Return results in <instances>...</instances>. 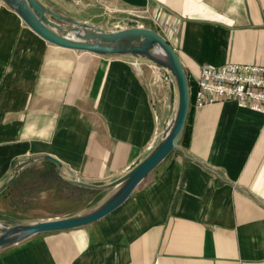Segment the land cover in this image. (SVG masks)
<instances>
[{
  "label": "crops",
  "instance_id": "obj_1",
  "mask_svg": "<svg viewBox=\"0 0 264 264\" xmlns=\"http://www.w3.org/2000/svg\"><path fill=\"white\" fill-rule=\"evenodd\" d=\"M93 2L160 33L192 86L202 65L264 66V0ZM153 68L54 45L0 0V187L59 168L51 156L102 202L160 141L169 98L158 87L155 102ZM179 144L112 213L2 248L0 264H264V112L191 104Z\"/></svg>",
  "mask_w": 264,
  "mask_h": 264
},
{
  "label": "water",
  "instance_id": "obj_2",
  "mask_svg": "<svg viewBox=\"0 0 264 264\" xmlns=\"http://www.w3.org/2000/svg\"><path fill=\"white\" fill-rule=\"evenodd\" d=\"M39 36L59 47L91 52L101 55L132 56L152 63L170 83V109L160 141L152 152L138 162L118 182L113 192L87 213L69 217H57L28 224L8 226L0 222V249L20 243L36 234L70 230L94 223L121 206L136 187L172 151L180 148L191 109L189 77L181 59L172 45L157 31L141 25L105 31L75 19L69 18L42 5L38 0H3ZM62 170V163L51 156H45ZM0 187V193L13 181L15 176ZM76 184L89 189H99L72 179Z\"/></svg>",
  "mask_w": 264,
  "mask_h": 264
},
{
  "label": "rangeland",
  "instance_id": "obj_3",
  "mask_svg": "<svg viewBox=\"0 0 264 264\" xmlns=\"http://www.w3.org/2000/svg\"><path fill=\"white\" fill-rule=\"evenodd\" d=\"M54 11L77 21L105 31L140 25L135 16L121 13L110 2L93 0H38ZM153 84L164 90L169 102L171 92L162 80L156 77L154 67ZM193 78L189 77L192 85ZM61 170L52 163L30 166L15 176L0 193V222L14 226L56 217H69L87 213L94 209L106 195V191H90L68 186L62 179Z\"/></svg>",
  "mask_w": 264,
  "mask_h": 264
},
{
  "label": "built area",
  "instance_id": "obj_4",
  "mask_svg": "<svg viewBox=\"0 0 264 264\" xmlns=\"http://www.w3.org/2000/svg\"><path fill=\"white\" fill-rule=\"evenodd\" d=\"M163 76L156 68L157 79L162 80ZM194 81L195 85H190V96L191 104L197 108L231 100L241 108L264 112V66L234 63L214 67L206 64L201 66ZM166 87L170 92L169 82ZM157 94L156 91L153 94L155 102H158Z\"/></svg>",
  "mask_w": 264,
  "mask_h": 264
},
{
  "label": "bare ground",
  "instance_id": "obj_5",
  "mask_svg": "<svg viewBox=\"0 0 264 264\" xmlns=\"http://www.w3.org/2000/svg\"><path fill=\"white\" fill-rule=\"evenodd\" d=\"M83 22H85V21H83ZM114 190H112L111 192H113ZM38 221V220H37Z\"/></svg>",
  "mask_w": 264,
  "mask_h": 264
}]
</instances>
